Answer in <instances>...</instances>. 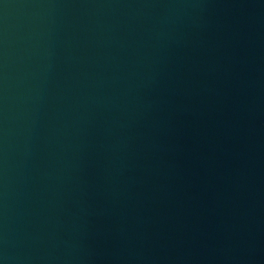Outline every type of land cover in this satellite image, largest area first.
<instances>
[{"label": "water", "instance_id": "95a60500", "mask_svg": "<svg viewBox=\"0 0 264 264\" xmlns=\"http://www.w3.org/2000/svg\"><path fill=\"white\" fill-rule=\"evenodd\" d=\"M0 264H264V0H0Z\"/></svg>", "mask_w": 264, "mask_h": 264}]
</instances>
